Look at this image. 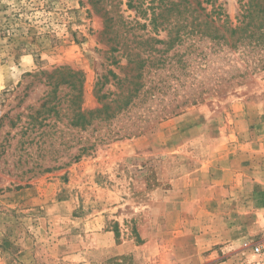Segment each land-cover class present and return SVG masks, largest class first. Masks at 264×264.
<instances>
[{
	"label": "rangeland",
	"instance_id": "rangeland-1",
	"mask_svg": "<svg viewBox=\"0 0 264 264\" xmlns=\"http://www.w3.org/2000/svg\"><path fill=\"white\" fill-rule=\"evenodd\" d=\"M131 2L138 11L129 0H0V264H264L254 252L264 191L246 211L205 192L218 141L240 138L231 107L264 110V44L189 39L165 51L167 32L139 12L145 0ZM219 4L237 24L241 1ZM129 52L146 86L163 90L113 122L69 130L63 96L98 108L96 83L110 71L124 78ZM63 67L76 72L75 89L53 75ZM104 232L124 247L103 251Z\"/></svg>",
	"mask_w": 264,
	"mask_h": 264
},
{
	"label": "trees",
	"instance_id": "trees-1",
	"mask_svg": "<svg viewBox=\"0 0 264 264\" xmlns=\"http://www.w3.org/2000/svg\"><path fill=\"white\" fill-rule=\"evenodd\" d=\"M94 1L89 0L90 3ZM240 1L241 15L235 25L229 22L228 17L222 12L218 0H145L146 9L141 8L139 12L147 17L149 11L151 16L148 19L149 24L154 29L167 32V40L161 42L166 46L165 51L189 39L192 40L194 47L206 40L212 44V48L218 49L226 46L237 50L246 42L252 48H256L264 44V0H247L245 3L244 0ZM129 2L128 6L138 11L139 6L133 4L131 0ZM139 5H142V2ZM209 6L211 11H208ZM106 13L108 12L104 15L107 16ZM127 56L129 60L124 78L110 71L102 75L96 83L95 95L100 105L98 108L85 110L81 105L80 96H63V120H66L69 130L86 132L95 122L99 124L113 122L120 116L130 114L135 108H142L148 98H156L163 90L159 84L147 87L142 81L145 65L143 61L137 60L140 54L131 55L129 52ZM54 74H63V85H67L71 90L75 89L76 72L63 67L56 69ZM67 78H71L72 82L65 80ZM162 84L165 85L166 82ZM109 86L115 90H111ZM115 133L113 130L108 136L116 135ZM72 142L64 141L63 147L70 150ZM93 146L94 144L81 146L71 161H78L92 150Z\"/></svg>",
	"mask_w": 264,
	"mask_h": 264
},
{
	"label": "crops",
	"instance_id": "crops-1",
	"mask_svg": "<svg viewBox=\"0 0 264 264\" xmlns=\"http://www.w3.org/2000/svg\"><path fill=\"white\" fill-rule=\"evenodd\" d=\"M234 105L229 112L236 116L238 127L236 132L240 138H237L235 142L222 139L218 141L219 166L212 170L215 176L206 184L205 192L206 194L211 193L208 198L210 203L220 202L222 205L225 202V207L235 204V207L241 206L246 211L258 205L259 194L264 191V177L261 176V166L264 161V110L261 109L264 108V102L259 105L261 111L256 106L247 107L243 102L237 101ZM256 109L257 111H254ZM258 115H260L259 120ZM243 126L245 128L240 131V127ZM248 132H251V137ZM218 174L219 177H217ZM216 192L226 195L225 198L215 197ZM181 200L187 201L186 199ZM164 201L163 199L162 203ZM166 201H169L168 198ZM172 205L175 206L174 200H172ZM193 209L196 211L195 206ZM204 209H207L206 205ZM97 237L100 247L105 252L108 249L104 248L115 246L122 249L124 247L116 245L115 234L112 232L100 233Z\"/></svg>",
	"mask_w": 264,
	"mask_h": 264
},
{
	"label": "built area",
	"instance_id": "built-area-1",
	"mask_svg": "<svg viewBox=\"0 0 264 264\" xmlns=\"http://www.w3.org/2000/svg\"><path fill=\"white\" fill-rule=\"evenodd\" d=\"M254 252L257 255L264 254V241L260 242L257 246L254 247Z\"/></svg>",
	"mask_w": 264,
	"mask_h": 264
}]
</instances>
